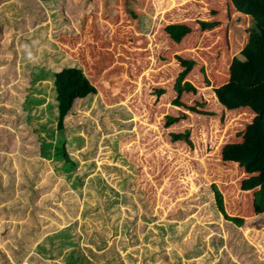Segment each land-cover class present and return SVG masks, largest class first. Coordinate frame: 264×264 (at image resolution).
Segmentation results:
<instances>
[{
  "label": "rangeland",
  "instance_id": "1",
  "mask_svg": "<svg viewBox=\"0 0 264 264\" xmlns=\"http://www.w3.org/2000/svg\"><path fill=\"white\" fill-rule=\"evenodd\" d=\"M25 1L54 48L32 45L35 29L26 24L0 27V250L10 263L264 264L258 188L242 190L250 175L222 159L255 113L227 116L212 104L215 88L264 81V0ZM201 22L219 26L204 30ZM169 24L191 33L178 44ZM178 58L195 62L185 82L196 94L175 90ZM68 67L81 69L97 93L76 101L59 131L53 76ZM178 96L214 116L173 106ZM167 116L181 119L172 133ZM51 124L56 132L46 131ZM186 131L191 145L171 140ZM50 137L51 154L42 156ZM11 141L12 162L2 159ZM63 141L78 163L67 172L55 155ZM213 185L242 227L219 212ZM14 233L19 252L7 245Z\"/></svg>",
  "mask_w": 264,
  "mask_h": 264
},
{
  "label": "trees",
  "instance_id": "2",
  "mask_svg": "<svg viewBox=\"0 0 264 264\" xmlns=\"http://www.w3.org/2000/svg\"><path fill=\"white\" fill-rule=\"evenodd\" d=\"M25 3V0H1L2 8L0 10V27L9 24H26V31L35 29L29 39L33 42L34 38L35 42L31 44L34 46L36 45L45 47L46 51L49 54L54 46L43 39V32L41 31V29L36 28L39 24V22H37L38 20L34 22V20L31 18L36 16L38 19L39 15H34L29 8L30 6ZM33 8H35V5L33 6ZM201 23L204 30L212 29L216 27V25H218L217 22ZM243 24L246 25L245 23ZM165 31L169 35V37L178 44L182 42L184 37L191 33V29L184 24H169L165 27ZM12 43L14 44V41L11 42V47L13 46ZM178 59L181 62V66L184 68V70L180 72L178 77L176 78V84L174 87L175 90L178 92L179 96H181L185 92L196 94L197 89L190 82H185V78L192 71L195 62L192 60H183L181 58ZM205 83L206 88L209 89L210 81L207 78L205 79ZM53 88L56 95L54 101V112L57 114V129L59 131L65 129L64 121L67 116L71 115L74 103L78 100L85 99L88 96L97 93L96 89L90 84L82 70L75 67L63 68L59 72H56L53 76ZM213 91L219 103L226 110L235 111L239 109L250 108L255 113L253 121L248 124L244 130L242 141L224 145L222 149V159L224 162L238 164L240 167L244 168L245 172L248 175H250L249 178L243 180L242 190L251 191L258 188V191L254 194L253 208L256 214H262L264 213V81L255 87H244L236 82H231L219 88H215ZM164 93V90L158 91L159 96L163 95ZM179 96L174 100L172 104L173 106L184 107L187 111H191L194 113L214 116L212 112H200V110H198L196 106L186 107L182 102H180ZM165 119L166 127H169L181 121L180 117L167 116ZM51 128L53 129V126ZM52 129H48L46 131H51V133H53L57 130ZM48 133L49 132H47V134ZM188 139L189 131H186L182 134H173L171 137V140L175 143L186 141L189 145H191V142ZM43 140V142L45 143V147L44 145L41 146L42 156L49 157V154L51 153H49L50 149L47 148H50L53 138L50 137V141H47L46 139ZM12 145L13 141L7 143L5 149L9 148L10 151L5 150L2 154V159H9L11 162L13 160H16L17 155L15 154V151H12ZM55 155H57L59 161L63 163V166L66 165V172L72 170L73 167L78 166L77 162L70 159L69 154L66 151L64 141L62 146H56ZM18 159L25 165V168L28 169V159H20L19 157ZM29 165L32 166V163H29ZM26 175H28V172ZM98 181L100 186L103 187L104 183L100 182L101 180ZM212 189L218 204L219 212L223 214L226 220L234 223L238 227H242L244 224V219L228 216L223 206V197L221 193L214 185L212 186ZM18 229L22 228L18 227ZM15 235L16 233H14L13 240L11 242L8 241L7 245L12 246L14 248L13 250L16 251L17 249L13 245L16 244ZM92 244L95 249H100V251L103 250V248L101 247V243L97 244V242L95 241ZM243 245L241 244L240 246ZM243 247L249 248V246ZM23 248L25 250L28 248V246H26V244H23ZM13 250L10 251L12 252L13 256H15L16 254ZM0 259L4 260V264H11L9 254L6 251L0 250ZM106 264H110V262Z\"/></svg>",
  "mask_w": 264,
  "mask_h": 264
},
{
  "label": "crops",
  "instance_id": "3",
  "mask_svg": "<svg viewBox=\"0 0 264 264\" xmlns=\"http://www.w3.org/2000/svg\"><path fill=\"white\" fill-rule=\"evenodd\" d=\"M1 1V0H0ZM15 1V0H14ZM0 9H1V3H0ZM215 19V18H214ZM211 23V22H210ZM242 22H240L239 24H241ZM219 25H216V27H214V29H212V31H214V30H216V29H218L217 27H218ZM1 29V28H0ZM9 44H11V41H9ZM6 61H8V62H10V60H6ZM1 77V76H0ZM218 77H220V78H222L223 77V79H229V77H230V75L229 76H226V75H219ZM242 77H243V79L244 80H246L247 79V77H244L243 75H242ZM239 80V79H238ZM220 81H222V80H220ZM232 82V81H231ZM227 83V82H226ZM212 85H213V87L214 86H216V84H214V83H212ZM213 93V92H212ZM213 95H214V98H213V102H212V104H213V109H215V108H217V107H221V109H223L222 111H223V114L224 113H226V115L228 116V115H233L234 113H237L238 111H240V110H245V109H247V108H245V109H239V110H235V111H228V110H226L220 103H219V101H218V99L216 98V96H215V94L213 93ZM190 113H189V117H190ZM175 117V116H174ZM177 124H174V125H171V126H169V127H166V125H165V127L167 128V130H169V131H171V133L173 132V130H172V128L174 127V126H176Z\"/></svg>",
  "mask_w": 264,
  "mask_h": 264
},
{
  "label": "clouds",
  "instance_id": "4",
  "mask_svg": "<svg viewBox=\"0 0 264 264\" xmlns=\"http://www.w3.org/2000/svg\"><path fill=\"white\" fill-rule=\"evenodd\" d=\"M189 94H192V93H189Z\"/></svg>",
  "mask_w": 264,
  "mask_h": 264
}]
</instances>
